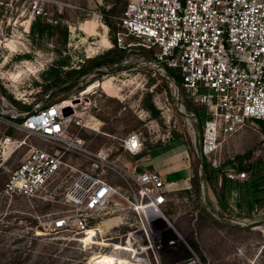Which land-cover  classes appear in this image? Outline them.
I'll list each match as a JSON object with an SVG mask.
<instances>
[{"label":"rangeland","instance_id":"obj_1","mask_svg":"<svg viewBox=\"0 0 264 264\" xmlns=\"http://www.w3.org/2000/svg\"><path fill=\"white\" fill-rule=\"evenodd\" d=\"M126 2L0 0V141L7 135L26 140L13 153L12 146L6 151L0 147V264L124 262L109 253L98 257L93 248L75 240L73 234L50 229L51 218L64 205L46 198L45 190L35 196L3 193L11 170L33 145L44 143L23 126L26 108L22 104L34 109L62 100L75 102L72 109H67L68 113L76 109L68 115L69 130L79 132L89 148H107L117 160L138 159V156H126L122 139L132 131H139L142 154L151 157L143 165H153L166 181L194 174L189 180L182 179L179 189L173 192L167 213L184 241L208 264H264V199L256 202L249 213L239 206L236 188L228 194V207L219 201L223 177H228L226 172L236 173L231 179L245 182L261 170L252 163L264 161V123L245 125L225 136L216 152L204 154L212 166L222 168L214 183L207 182L203 178L204 159L200 157L203 122L198 110L203 107L187 99L184 90L178 92L176 80L163 75L152 62L151 51L135 45L113 54L116 61L89 69L91 58L115 48L113 38L120 28L119 17ZM38 8L41 13H37ZM34 12L40 15L42 24L53 25L42 35L32 29ZM85 27H94L98 35L87 34ZM104 36L111 46L99 42ZM80 67L85 72L73 74L79 77L75 83L71 84V78L65 80L66 71ZM104 81L108 83L106 92L96 87ZM91 85L96 88L86 92ZM90 117L91 121H101L99 130L83 126ZM248 153H251L249 157ZM239 156H245L241 168L237 164ZM72 158L81 167L88 164L82 157L72 155ZM173 159L175 162L171 163ZM175 167L178 173L173 172ZM107 175L121 182L112 171L108 170ZM67 182L62 181L61 188ZM211 188L215 192L214 209L205 203L206 190ZM84 240L91 242V235ZM188 253L182 243L177 248H165L161 262L183 264ZM96 257L98 262L93 261Z\"/></svg>","mask_w":264,"mask_h":264},{"label":"built area","instance_id":"obj_2","mask_svg":"<svg viewBox=\"0 0 264 264\" xmlns=\"http://www.w3.org/2000/svg\"><path fill=\"white\" fill-rule=\"evenodd\" d=\"M119 25L118 46L151 51L152 62L176 80L178 92L205 108L203 154L216 152L225 136L245 125L264 123V0H127ZM62 101L23 112V126L44 143L33 145L11 170L3 193L35 196L45 190L46 198L64 205L49 228L73 234L98 257L114 253L122 264H162V251L182 243L189 252L183 264H208L170 220L167 209L179 182L143 165L150 157L142 154L141 133L122 139L126 156L139 158L117 160L107 148L91 149L79 132H70L68 115L76 109L66 114L69 106ZM91 120L83 126L99 130ZM25 142L7 135L0 147L12 146L13 153ZM72 155L84 158L86 167ZM108 170L121 182L110 179Z\"/></svg>","mask_w":264,"mask_h":264},{"label":"trees","instance_id":"obj_3","mask_svg":"<svg viewBox=\"0 0 264 264\" xmlns=\"http://www.w3.org/2000/svg\"><path fill=\"white\" fill-rule=\"evenodd\" d=\"M40 25V27L38 26ZM42 25V26H41ZM53 25L51 23H41V18L40 15L36 16L35 19L33 20L32 23V29L34 33L38 35L44 34L45 31L50 29ZM47 29V30H46ZM47 33V32H46ZM67 30H65V36H66ZM113 41L115 42V48H110L108 51L103 53L102 55L96 56L94 58H91V66L90 70L94 67H99L103 63L106 62H114L116 61L115 58L112 57L113 54H116L118 52H125L127 51V48L120 47L116 44V39L115 37L113 38ZM123 54L121 53V56ZM58 71V69H56ZM75 72L84 73L85 69L80 67L78 70L77 69H72L66 71V79H72L71 84L75 83L79 77H73V74ZM177 81H180V76H176ZM64 80V81H65ZM70 84V85H71ZM47 89V88H46ZM23 108H26L25 110H29L30 106L28 104H22ZM198 115H200V118L202 122L205 121L206 118V113H205V108H200L198 110ZM21 119V117H19ZM251 153H248L246 156H250ZM245 157V156H244ZM243 156H239L237 160H239L238 166L244 167V165L241 163V159L244 158ZM243 161V159H242ZM263 163V166H262ZM205 169L204 173V178L211 183H214V178H218L219 172L221 171V167H214L211 165V163L207 162L206 158L204 157V162L202 164ZM252 166L255 168H261L259 172L254 174L252 178L248 181L245 182H238L235 181L229 177H223V183H222V192L220 193L219 196V201L221 205L224 207H228V201L227 197L228 194L231 192L232 188H236L239 191V196H238V204L241 206V208L245 209L248 213L253 209L255 206V203L264 199V161H253Z\"/></svg>","mask_w":264,"mask_h":264},{"label":"bare ground","instance_id":"obj_4","mask_svg":"<svg viewBox=\"0 0 264 264\" xmlns=\"http://www.w3.org/2000/svg\"><path fill=\"white\" fill-rule=\"evenodd\" d=\"M84 30H85V32L87 33V34H89V35H98V32H97V30L94 28V27H85L84 28ZM100 43H103V44H105V45H112L111 44V42L109 41V39H108V37H103L100 41H99ZM99 46H100V44H99ZM102 47V46H101ZM111 82V81H110ZM108 83H106V81H104L103 83H101V84H98V85H96V87L97 86H99V87H101V89H103L105 92L107 91V85ZM94 85H91V86H89V88L86 90V92H89L90 90H92V89H94V88H96ZM92 88V89H91ZM109 88V87H108ZM80 99V98H79ZM63 103L64 104H66V105H68L69 107L71 106V108L73 107V106H75L76 104H75V102L74 101H71V100H66V101H63ZM86 121H88V120H91V117L90 118H87V119H85ZM81 121H77V123H80ZM90 123H92V125H94L95 126V124H98V123H101V121H99V120H94V121H90ZM88 127V126H87ZM94 232V230H93V228L90 230V233H93ZM109 256H117V255H115L114 253H109ZM117 257H119V256H117Z\"/></svg>","mask_w":264,"mask_h":264},{"label":"crops","instance_id":"obj_5","mask_svg":"<svg viewBox=\"0 0 264 264\" xmlns=\"http://www.w3.org/2000/svg\"><path fill=\"white\" fill-rule=\"evenodd\" d=\"M168 142V141H167ZM173 157H175V159H177L176 158V156H173ZM151 158V157H150ZM175 159H173V160H171V163H173V162H175ZM151 166H153V165H151ZM182 168V167H181ZM173 172H175V173H178V168L177 167H175L174 169H173ZM194 176V174L193 175H186V176H184V177H176L175 179H172L171 181H178L179 182V186H178V188L180 187V183H181V181H182V179H187V180H189L190 178H192ZM204 178V177H203ZM205 179V178H204ZM207 181V180H206ZM208 182V181H207ZM207 191V197H208V200H207V202H205L206 204H208L209 206H211L213 209H214V206H215V202L213 201V199H214V197H213V195L215 194V192L213 191V188H211V189H208V190H206ZM215 196V195H214Z\"/></svg>","mask_w":264,"mask_h":264},{"label":"water","instance_id":"obj_6","mask_svg":"<svg viewBox=\"0 0 264 264\" xmlns=\"http://www.w3.org/2000/svg\"><path fill=\"white\" fill-rule=\"evenodd\" d=\"M67 109H72V108L71 107H67ZM65 113L67 114L68 111H66ZM200 157H201L202 160L204 159V154H203V151H202L201 147H200Z\"/></svg>","mask_w":264,"mask_h":264}]
</instances>
